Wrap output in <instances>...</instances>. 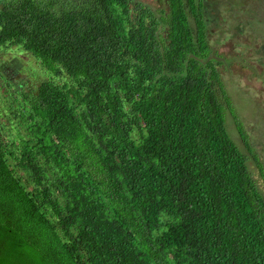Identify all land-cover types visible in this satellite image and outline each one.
Masks as SVG:
<instances>
[{"label":"trees","instance_id":"obj_1","mask_svg":"<svg viewBox=\"0 0 264 264\" xmlns=\"http://www.w3.org/2000/svg\"><path fill=\"white\" fill-rule=\"evenodd\" d=\"M71 2L0 0V46L47 75L16 115L26 135L0 134V264H264L202 1L167 0L163 24L133 0Z\"/></svg>","mask_w":264,"mask_h":264},{"label":"rangeland","instance_id":"obj_2","mask_svg":"<svg viewBox=\"0 0 264 264\" xmlns=\"http://www.w3.org/2000/svg\"><path fill=\"white\" fill-rule=\"evenodd\" d=\"M68 1L78 3V0ZM133 1L159 16L160 24L167 21V14L159 12L163 8L166 10L167 0ZM201 1L209 51L229 99L226 128L243 151L235 124H240L247 135L252 148L248 169L264 195V0ZM46 78L42 67L24 50L0 46V134L4 143L17 133L26 135L25 123L16 115L24 111L25 94ZM58 81L61 80L56 78ZM13 139L20 140L19 137ZM7 161L24 187L33 191V184L25 179L23 167L12 158ZM41 164L49 172L47 162Z\"/></svg>","mask_w":264,"mask_h":264}]
</instances>
